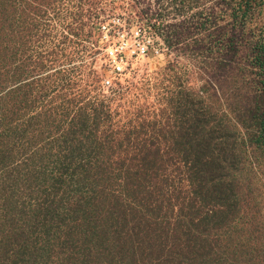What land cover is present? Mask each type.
Listing matches in <instances>:
<instances>
[{"label":"trees","instance_id":"trees-1","mask_svg":"<svg viewBox=\"0 0 264 264\" xmlns=\"http://www.w3.org/2000/svg\"><path fill=\"white\" fill-rule=\"evenodd\" d=\"M70 2L0 0V264H264V0H156L224 96L124 133Z\"/></svg>","mask_w":264,"mask_h":264},{"label":"rangeland","instance_id":"rangeland-1","mask_svg":"<svg viewBox=\"0 0 264 264\" xmlns=\"http://www.w3.org/2000/svg\"><path fill=\"white\" fill-rule=\"evenodd\" d=\"M60 3H56L52 10ZM156 4V0H71L70 4L67 3L68 9L62 11L63 17L71 23H74L75 16L81 15L80 21L72 25V30L77 34L86 35L90 32L93 21L89 20L91 17L98 21V36L96 33L95 37H90L88 43L84 44L88 51L83 55L87 69L81 88L91 84V79L86 78L90 71H94L101 79L109 75L105 65L106 50L115 43L117 32L125 30L130 33L139 28L153 42L149 54L132 60L127 72L115 78L111 88H105L103 83L100 86H86L88 91L96 88L92 95L98 94L101 100L107 101L114 118L112 124L122 133L153 124L165 128L175 103L186 93L198 92L202 87L207 88L210 95L216 94L217 100L224 96L220 71L217 79H211L212 73L208 75L204 70H197L184 52L166 46L159 30L153 27L162 21L152 17L161 12L158 10L160 6ZM99 24L117 28L113 29L115 31L109 43L102 42L104 33L100 34Z\"/></svg>","mask_w":264,"mask_h":264},{"label":"built area","instance_id":"built-area-1","mask_svg":"<svg viewBox=\"0 0 264 264\" xmlns=\"http://www.w3.org/2000/svg\"><path fill=\"white\" fill-rule=\"evenodd\" d=\"M113 29L116 30L117 28L99 24L100 34L103 35L102 33H104L103 43L110 42V36L115 31ZM122 31L124 32L119 31L116 33L115 43L111 44L106 50L107 61L105 65L109 70V75L103 79L105 88H111L113 80L123 76L127 72L132 60L146 57L152 48V40L146 38L141 29H133L130 33L125 30Z\"/></svg>","mask_w":264,"mask_h":264}]
</instances>
